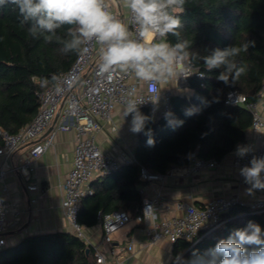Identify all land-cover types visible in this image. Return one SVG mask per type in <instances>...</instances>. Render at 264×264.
I'll list each match as a JSON object with an SVG mask.
<instances>
[{
  "label": "trees",
  "instance_id": "1",
  "mask_svg": "<svg viewBox=\"0 0 264 264\" xmlns=\"http://www.w3.org/2000/svg\"><path fill=\"white\" fill-rule=\"evenodd\" d=\"M175 14L182 23L180 39L189 42L190 62L201 77L189 79L187 86L192 91L188 98L173 95L170 99L171 112L184 121L182 126L175 130L167 127L161 115L147 125L153 130L154 147L147 146L143 133L138 135L133 153L135 163L127 165L128 173L118 186L117 198L123 210H130L133 217L142 207L135 188L139 168L163 175L172 166H189L190 153L201 159L221 160L244 140L251 126V111L243 105H225V94L234 91L244 95L247 101L255 102L264 81V0H185L183 8ZM20 19L14 5L0 7V130L11 134L35 117L39 108L38 93L43 89L39 82L68 70L78 54H64L60 51L61 45L33 38ZM69 27L72 26L57 30L58 34L66 37ZM167 40L175 44L177 37L169 35ZM246 41H254V46L241 53L237 61L246 65L247 71L232 86L217 80L221 69L207 70L196 55L202 57L213 49ZM199 98H205L210 106H205ZM214 98L218 102H213ZM190 107H197L200 112L186 117L184 110ZM141 112L150 115L145 110ZM113 196H102V190H98L83 197L77 214L78 224L93 225L99 216L116 211L118 204L111 207ZM128 201H132L131 205ZM239 213L243 215L237 217ZM224 218L222 226L199 240L183 257L188 259L193 252L204 255L220 239H227L233 230L244 228L249 221L258 223L264 230V213L251 214L246 207L238 210L232 207ZM184 247L176 258L182 255ZM0 264H94V257L91 246L74 233L55 232L25 236L17 244L1 248Z\"/></svg>",
  "mask_w": 264,
  "mask_h": 264
},
{
  "label": "crops",
  "instance_id": "2",
  "mask_svg": "<svg viewBox=\"0 0 264 264\" xmlns=\"http://www.w3.org/2000/svg\"><path fill=\"white\" fill-rule=\"evenodd\" d=\"M105 1L117 18L127 26V8L123 0ZM100 49L96 47L93 60L101 58ZM159 87L163 89L162 92L170 91L173 95L187 98L192 91L188 86L178 87L175 79L161 82ZM184 88L188 89L186 94L182 93ZM254 103L256 111L264 121V87ZM122 113V107L114 108L108 121H100L101 129L96 134V145L100 151L121 161L120 171L105 178L95 175L87 184V188L93 193L102 190V196L114 195L111 207L118 204L116 211H124L117 199L118 186L123 183L124 175L128 173L127 165L135 161L133 153L139 135L129 131L130 119L123 117ZM58 122L59 118L56 116L38 138L18 148L9 157L0 155V194L7 204L6 230L2 235L4 245L0 249L17 244L25 236L55 232L74 233L64 216L61 203L64 195L63 183L74 155L76 134L73 130H56ZM50 134H54L52 144L42 155L30 157L32 144L42 143ZM238 144L264 146V127L260 133L255 134L250 126L244 140L219 160L214 169L193 170L190 165L172 166L161 175L160 181L141 182L139 177L136 178L135 188L142 204L145 199L156 198L160 219L181 216L182 211L176 207L178 203L199 206L212 198L225 197L232 198L235 201L234 210H238L239 207L264 198V190H256L252 194L247 192L249 185L244 183L239 170L232 165V154ZM26 159H30V165L27 172L23 173L21 167ZM31 185H35L36 190H28ZM131 203L132 201H128V205ZM125 212L133 217L130 210ZM241 215L243 214L239 213L237 217ZM81 227L86 239L84 243L103 252L108 264H172L177 261L174 259H177L176 254L183 246L185 249L182 256L198 242L193 245L183 241L170 244L166 238L151 242L142 231L143 225L131 220L116 236H112L111 244L106 245L101 240L99 220L93 225ZM203 238L205 236L201 239Z\"/></svg>",
  "mask_w": 264,
  "mask_h": 264
},
{
  "label": "built area",
  "instance_id": "3",
  "mask_svg": "<svg viewBox=\"0 0 264 264\" xmlns=\"http://www.w3.org/2000/svg\"><path fill=\"white\" fill-rule=\"evenodd\" d=\"M107 9L111 11L106 1ZM117 17V16H116ZM127 26L133 38L136 37V26L131 20L130 11L127 9ZM96 47L101 46L92 42L84 46V50L79 52L65 72L52 75L47 80L39 82L43 89L38 93L39 108L33 120L20 128L16 133L11 134L0 130V155L9 157L15 150L38 138L57 116L59 118L56 130H73L76 134L74 155L71 168L63 183V199L61 207L74 234L86 243L82 233V227L77 222V214L83 197L91 195L93 192L87 188L88 182L95 176H105L120 169L121 161L111 158L100 151L96 145V134L101 129L100 121H108L111 113L116 107L124 109L125 102L129 98V93L134 91L137 101H142L140 111H147L150 115L153 112V104L148 101V84L139 81L134 74L126 73L119 69L111 73L101 72V58L93 60ZM185 64L190 65L192 74L187 80L181 78L177 81L178 87L188 85L192 77L200 78L201 74L192 65L189 57L181 64L177 65V70H183ZM176 82V80H175ZM159 87V85H158ZM264 87L263 85L261 87ZM170 91L162 92V102L159 110L155 112V117L164 115L166 111H171ZM224 104L228 106L243 105L251 111V130L258 134L264 127V121L258 114L254 102L247 101L246 97L234 91L225 94ZM131 120V116L126 117ZM54 134H50L42 143H33L29 150V155L36 158L42 155L52 144ZM253 151L243 159L232 154V165L236 169L247 165L255 156H264V146H251ZM190 169L203 170L214 169L218 165L215 159H201L195 153L188 155ZM135 163V161H132ZM129 163V162H127ZM30 159H26L21 170L27 172ZM139 180L141 182H157L162 176L160 174L139 168ZM35 185L28 187V190H36ZM232 198L216 197L203 205L195 206L187 203H178L177 209L182 211L181 216L158 218L157 199H145L140 212L135 217H131L125 211H114L109 214L99 216L102 230L101 240L104 244L110 245L112 234L125 226L131 220L142 224L144 235L151 241L166 238L170 244L178 241L195 244L202 237L208 235L215 229L222 226L226 219L224 216L234 206ZM147 206H151L152 211L145 213ZM251 214L264 213V198L249 203L244 206ZM7 204L0 194V247L4 245L2 235L6 230ZM94 264H108L103 252L93 248ZM172 264H176L173 262Z\"/></svg>",
  "mask_w": 264,
  "mask_h": 264
},
{
  "label": "clouds",
  "instance_id": "4",
  "mask_svg": "<svg viewBox=\"0 0 264 264\" xmlns=\"http://www.w3.org/2000/svg\"><path fill=\"white\" fill-rule=\"evenodd\" d=\"M130 11L131 20L136 26V37L133 38L128 26L111 14L104 0H0V7L14 5L20 14L22 26H28L29 35L43 38L45 43L61 45L64 54L79 53L84 46L96 42L101 46V72L111 73L119 69L134 74L139 81L148 84L149 99L153 104L151 115L140 111L142 101H137L134 91L129 93L122 116H131L129 131L134 135L143 133L147 137V146L154 147L153 130L147 128L155 122V112L159 110L162 90L161 82L181 78L187 80L192 74L190 65L183 70L177 65L190 56V45L180 39L179 29L182 23L175 13L181 10L185 0H123ZM65 25L69 27L66 37L58 34ZM169 35L177 37L175 44L167 40ZM254 41L241 45H230L223 49L216 48L209 55L198 56L203 60L207 70L221 69L217 80L225 86H232L247 71V66L238 63L237 57L247 52ZM201 103L210 106L205 98ZM218 102V99L213 100ZM200 109L190 107L184 110L186 117L197 115ZM166 126L175 130L184 121L174 113H164ZM253 149L249 145L238 144L236 157L243 159ZM239 174L246 185L247 192L264 190V156L253 155L249 163L239 169ZM147 206L145 213L152 211ZM179 264H264V230L258 223L249 221L244 228L235 229L227 239H220L204 255L193 252L185 259L178 255Z\"/></svg>",
  "mask_w": 264,
  "mask_h": 264
},
{
  "label": "rangeland",
  "instance_id": "5",
  "mask_svg": "<svg viewBox=\"0 0 264 264\" xmlns=\"http://www.w3.org/2000/svg\"><path fill=\"white\" fill-rule=\"evenodd\" d=\"M107 5H109L108 3H107ZM188 92V89L187 88H184L183 89V94H186ZM124 228V227H123ZM123 228H120L119 230H117L116 232H114L113 234H112V236H116V234L118 233V232H120V230H122Z\"/></svg>",
  "mask_w": 264,
  "mask_h": 264
},
{
  "label": "water",
  "instance_id": "6",
  "mask_svg": "<svg viewBox=\"0 0 264 264\" xmlns=\"http://www.w3.org/2000/svg\"><path fill=\"white\" fill-rule=\"evenodd\" d=\"M193 246H191L187 251H191ZM86 253H88V249L85 250Z\"/></svg>",
  "mask_w": 264,
  "mask_h": 264
}]
</instances>
